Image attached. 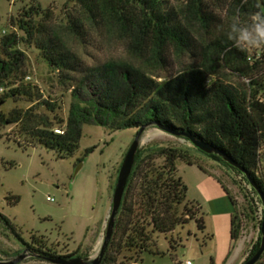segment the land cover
<instances>
[{
    "label": "rangeland",
    "instance_id": "rangeland-1",
    "mask_svg": "<svg viewBox=\"0 0 264 264\" xmlns=\"http://www.w3.org/2000/svg\"><path fill=\"white\" fill-rule=\"evenodd\" d=\"M165 2L186 26L187 46L156 47L149 42L134 46L133 40L107 19H101L94 25L86 22L83 37H76L65 29L68 14L74 16L76 12L65 7V0H0V40L15 34L18 40L16 50L23 55L15 76L8 81L9 85L0 86V95L19 85L29 86L34 92L32 103L27 101L29 98L21 97L8 100L0 110L3 113L13 109L30 111L28 128L49 126L55 134L62 135L71 107L88 106L89 88L95 87L98 76L106 72L113 75L115 71L128 67L157 82L186 72H201L210 83L218 80L242 93L247 92L248 80L264 77V63L250 70L264 54V49L242 50L246 54L244 75L232 69L235 65L226 66L217 60L211 49V43L224 35L232 17L240 15L232 11V0L207 2L212 16L207 26H202L192 13L186 11V0ZM31 7L47 12L49 16L31 13V21L34 24L39 22L40 27L38 33L29 39L14 22ZM239 18L248 19L243 15ZM48 37L67 57L69 66L66 69L50 68L40 58L37 47ZM60 121L62 124L58 125ZM21 128L22 125H12L0 130V214L10 221L14 229L11 232L0 222V261H11L25 255L18 264H54L50 260L73 255L92 262L98 257L105 237L119 168L138 131H112L95 124H84L74 155L59 159L54 152L42 146L29 147L35 142L28 135H23ZM150 144L186 152L187 160L193 166L178 162L177 175L187 188L189 202L199 205L193 201L199 198L197 191L212 198L213 191L207 185L208 181L204 182L205 178L216 186L220 182L228 190L234 201L232 214L238 218L241 232L227 264H231L238 255L243 261L237 264H242L260 234V223L264 217L262 205L251 187L241 175L212 161L181 138L146 127L139 136V149ZM89 149L93 150L86 154ZM259 155L257 172L264 175V146ZM14 199H17L16 203ZM216 200H210L213 209L224 208V203ZM194 214L196 220L203 218L205 230L199 232L193 222L182 229L178 227L170 235L174 246L181 245L174 253L168 242L159 237L155 244L157 256L141 255L129 261L126 253H111L110 256L116 258L115 264H209L210 259L216 264L215 234L209 224L206 228V219L210 215L206 217L202 208ZM211 235L213 237L209 238ZM34 237L44 242L41 251L51 258L33 251L40 250L29 245ZM219 239L224 244L222 238Z\"/></svg>",
    "mask_w": 264,
    "mask_h": 264
},
{
    "label": "trees",
    "instance_id": "trees-1",
    "mask_svg": "<svg viewBox=\"0 0 264 264\" xmlns=\"http://www.w3.org/2000/svg\"><path fill=\"white\" fill-rule=\"evenodd\" d=\"M186 1V11L192 13L202 26L211 23L207 2L214 0ZM65 3V7L76 10L74 16L68 14L65 26L76 37H83L86 22L94 25L101 19H107L121 33L128 35L134 46L149 42L156 47L172 45L181 48L189 43L186 26L175 11L167 8L165 0H65ZM231 9L244 17H250L257 12L264 13V0H232ZM33 12L35 16H49L47 12H39L31 7L29 12H24V16L14 22L29 39L38 33L40 27L39 22L34 24L29 17ZM17 41L13 33L0 40L3 55L0 59V86L10 83L8 81L15 76L22 63L23 55L16 50ZM58 48L49 37L37 47L42 61L48 67L60 71L69 64ZM211 49L217 60L220 59L226 66L235 65L232 69L244 75L247 70L246 54L225 35L217 37L211 43ZM263 63L264 54H261L250 70ZM97 79L95 87L89 88L88 106L71 107L62 135L55 134L49 126L28 128L30 111L18 109L8 113L0 110V130L7 126L22 125L23 135H28L35 142L29 147L42 146L54 152L59 159L74 155L84 124H95L112 131H139L154 127L190 144L192 141L206 143L217 154L207 155L198 151L241 175L262 205L264 215V175L257 172L259 151L264 146V77L248 80L246 93L218 80H213L207 86V78L201 72H186L157 82L138 70L124 67L113 75L106 72ZM33 95L32 88L19 85L0 95V106L8 100L14 101L21 97L29 98L27 101L32 103ZM61 124L62 121L58 123ZM92 150L85 153H91ZM178 162L193 166L187 160L186 152L181 149L155 144L138 149L113 235L100 264H115L116 258L110 256L111 253L129 254L128 261L141 255L157 256L155 244L159 237L168 242L174 253L181 245L174 246L170 235L178 227L182 229L193 222L199 232L205 230L203 218H194L195 211L201 210V207L187 200V188L177 175ZM223 191L234 206L233 199L224 187ZM16 202L17 199H14ZM0 222L13 232L10 221L1 214ZM240 230L234 213L230 219L229 253L240 236ZM260 238L261 234L251 246L245 261L258 250ZM29 245L39 248L33 251L45 258L52 257L41 251L44 242L35 237ZM71 257L73 255L63 256L62 259ZM209 264H214L212 259ZM256 264H264V253Z\"/></svg>",
    "mask_w": 264,
    "mask_h": 264
},
{
    "label": "water",
    "instance_id": "water-1",
    "mask_svg": "<svg viewBox=\"0 0 264 264\" xmlns=\"http://www.w3.org/2000/svg\"><path fill=\"white\" fill-rule=\"evenodd\" d=\"M142 131L143 129H140L137 132V135L135 139L133 140V142L131 143V145L129 146L123 158L122 164L119 168L116 184L113 190L111 212H110V216H109V220H108V224H107V228L105 232V237L103 239L98 257L94 259L91 262V264L101 263L105 255V251L111 240V237L114 231L116 217L118 215V212L121 206L123 194H124L131 170L135 163L136 153L139 149V136L142 133ZM192 145L204 154H207V155L217 154V151L206 143H199V142L192 141ZM233 166L236 167V165H233ZM260 234H261V238H260V244H259L258 250L255 252V254L251 258L244 261L242 264H256L264 253V217L261 223ZM24 258H25V255H21L11 261H6V262L0 261V264H18ZM50 262L54 264H87V261H84L82 258H73V259L57 258V259L50 260Z\"/></svg>",
    "mask_w": 264,
    "mask_h": 264
},
{
    "label": "crops",
    "instance_id": "crops-1",
    "mask_svg": "<svg viewBox=\"0 0 264 264\" xmlns=\"http://www.w3.org/2000/svg\"><path fill=\"white\" fill-rule=\"evenodd\" d=\"M204 182H207L208 183L207 185L213 191L212 198L210 196L204 195L200 191H197V195L199 198L195 199L193 201H195L199 204V206L205 212L206 217H207V214L210 215L209 218L206 219V228H207V225L209 224L210 228H211V232L215 234V238H216L215 263L216 264H227L229 257H230V253H229V248H230V219H231L232 212L234 210V206L230 202L229 197L224 193V191H223L224 186L220 182H217V185L219 187L212 184V182H210L208 180V178H205ZM227 192H228V190H227ZM229 196H231L230 193H229ZM213 198L217 199L216 202L224 203V208L220 209L221 211L220 210L215 211L213 209L212 202L210 201ZM231 207H233V209ZM219 238H222L224 244L220 243ZM225 241H227V243H226V245H227V256H226V249H225L226 248ZM239 259H240V256L239 255L236 256V258H234L232 260L231 264H237V263H241L243 261V258L240 259V261H239Z\"/></svg>",
    "mask_w": 264,
    "mask_h": 264
},
{
    "label": "clouds",
    "instance_id": "clouds-1",
    "mask_svg": "<svg viewBox=\"0 0 264 264\" xmlns=\"http://www.w3.org/2000/svg\"><path fill=\"white\" fill-rule=\"evenodd\" d=\"M223 34L241 50L264 49V13H254L246 20L233 16Z\"/></svg>",
    "mask_w": 264,
    "mask_h": 264
},
{
    "label": "built area",
    "instance_id": "built-area-1",
    "mask_svg": "<svg viewBox=\"0 0 264 264\" xmlns=\"http://www.w3.org/2000/svg\"><path fill=\"white\" fill-rule=\"evenodd\" d=\"M26 79H29V78H26ZM57 133H59V131H56ZM249 187H251L250 185H249ZM252 189V188H251ZM254 194V193H253ZM256 197V196H255ZM257 198V197H256ZM47 201H49V202H52V199H50V198H47L46 199ZM263 207H262V209H261V213H262V215H263ZM263 219V218H262ZM186 264H190L189 262H186Z\"/></svg>",
    "mask_w": 264,
    "mask_h": 264
},
{
    "label": "flooded vegetation",
    "instance_id": "flooded-vegetation-1",
    "mask_svg": "<svg viewBox=\"0 0 264 264\" xmlns=\"http://www.w3.org/2000/svg\"><path fill=\"white\" fill-rule=\"evenodd\" d=\"M74 257H71V258H69V259H73ZM87 264H91V262H87Z\"/></svg>",
    "mask_w": 264,
    "mask_h": 264
}]
</instances>
